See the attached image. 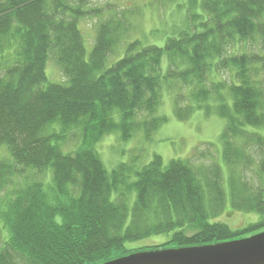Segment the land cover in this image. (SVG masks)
<instances>
[{
  "label": "trees",
  "instance_id": "obj_1",
  "mask_svg": "<svg viewBox=\"0 0 264 264\" xmlns=\"http://www.w3.org/2000/svg\"><path fill=\"white\" fill-rule=\"evenodd\" d=\"M91 1L0 0V264H103L264 232V0H193L202 13L163 47L129 42L128 14L108 7L87 55L81 20L104 12ZM164 90L178 121H225L222 162L136 156L109 171L98 144L150 142ZM227 208L257 219L233 229ZM157 235L170 243L129 248Z\"/></svg>",
  "mask_w": 264,
  "mask_h": 264
},
{
  "label": "rangeland",
  "instance_id": "obj_2",
  "mask_svg": "<svg viewBox=\"0 0 264 264\" xmlns=\"http://www.w3.org/2000/svg\"><path fill=\"white\" fill-rule=\"evenodd\" d=\"M200 1L196 0L198 3ZM194 5L193 0H92L90 8L102 9L104 12L99 19L91 17L81 20L80 29L85 40L87 55L91 53L94 47L97 23L100 19L113 18L114 14L112 15V13L115 10L112 8L117 9L120 15L127 13L129 16L131 30L128 34L129 42L139 41L143 45L163 47L168 38L177 36L189 27L188 13H202L201 8ZM125 46L126 44L123 43L118 45L109 62L113 63L121 59L125 54ZM46 75L50 83L62 84L65 82V78L53 57L47 63ZM220 75L223 79L226 76L224 72H221ZM182 89L181 87L179 91L183 94ZM174 100L171 93L166 90L163 91L162 103L158 112L159 115L165 116L168 122L152 134L150 142L143 141L139 136L133 138L132 143L128 145L120 143L116 136L102 139L97 149H99L101 159L109 171L117 167L119 163L129 162L136 156L135 163L138 168L147 165L155 155L161 157L164 165L177 159L189 160L192 165L197 167L222 162V159L220 160L222 152L220 137L225 127V121L218 115L207 116L203 112L195 113L187 121H178L174 113ZM253 131L264 137V128H255ZM3 196L4 193H0V201ZM228 208L230 209L229 206ZM228 208L221 221L233 229L241 228L257 219L256 215H244L239 211H230L231 209ZM169 238L168 235H157L129 244V248H161L170 243ZM169 248L171 247L166 246L162 249Z\"/></svg>",
  "mask_w": 264,
  "mask_h": 264
},
{
  "label": "water",
  "instance_id": "obj_3",
  "mask_svg": "<svg viewBox=\"0 0 264 264\" xmlns=\"http://www.w3.org/2000/svg\"><path fill=\"white\" fill-rule=\"evenodd\" d=\"M103 264H264V232L213 245L143 251Z\"/></svg>",
  "mask_w": 264,
  "mask_h": 264
}]
</instances>
